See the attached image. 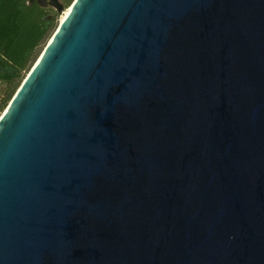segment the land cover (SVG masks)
<instances>
[{"label": "water", "instance_id": "obj_1", "mask_svg": "<svg viewBox=\"0 0 264 264\" xmlns=\"http://www.w3.org/2000/svg\"><path fill=\"white\" fill-rule=\"evenodd\" d=\"M27 2L0 264H264V0Z\"/></svg>", "mask_w": 264, "mask_h": 264}, {"label": "trees", "instance_id": "obj_2", "mask_svg": "<svg viewBox=\"0 0 264 264\" xmlns=\"http://www.w3.org/2000/svg\"><path fill=\"white\" fill-rule=\"evenodd\" d=\"M66 8L72 0H59ZM55 11L27 0H0V114L56 26Z\"/></svg>", "mask_w": 264, "mask_h": 264}, {"label": "rangeland", "instance_id": "obj_3", "mask_svg": "<svg viewBox=\"0 0 264 264\" xmlns=\"http://www.w3.org/2000/svg\"><path fill=\"white\" fill-rule=\"evenodd\" d=\"M63 11L65 10V8H63L62 9ZM55 11V10H54ZM56 12V11H55ZM57 13V15H56V26L58 25V22H59V19H60V17H61V15H62V12L61 13H58V12H56ZM56 26H55V28H56ZM44 47V46H43ZM1 87V86H0Z\"/></svg>", "mask_w": 264, "mask_h": 264}, {"label": "flooded vegetation", "instance_id": "obj_4", "mask_svg": "<svg viewBox=\"0 0 264 264\" xmlns=\"http://www.w3.org/2000/svg\"><path fill=\"white\" fill-rule=\"evenodd\" d=\"M46 8H48L50 12L54 11V9L52 7H50V6H46Z\"/></svg>", "mask_w": 264, "mask_h": 264}, {"label": "bare ground", "instance_id": "obj_5", "mask_svg": "<svg viewBox=\"0 0 264 264\" xmlns=\"http://www.w3.org/2000/svg\"><path fill=\"white\" fill-rule=\"evenodd\" d=\"M65 12H66V10H65V11L62 13V15H61V17H60V18H62V17L64 16Z\"/></svg>", "mask_w": 264, "mask_h": 264}]
</instances>
